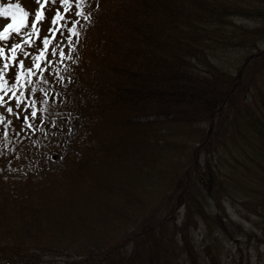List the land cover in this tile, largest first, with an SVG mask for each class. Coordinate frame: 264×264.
Masks as SVG:
<instances>
[{
    "label": "trees",
    "instance_id": "16d2710c",
    "mask_svg": "<svg viewBox=\"0 0 264 264\" xmlns=\"http://www.w3.org/2000/svg\"><path fill=\"white\" fill-rule=\"evenodd\" d=\"M48 3L0 39V264L264 248V0Z\"/></svg>",
    "mask_w": 264,
    "mask_h": 264
},
{
    "label": "snow or ice",
    "instance_id": "6c2138e0",
    "mask_svg": "<svg viewBox=\"0 0 264 264\" xmlns=\"http://www.w3.org/2000/svg\"><path fill=\"white\" fill-rule=\"evenodd\" d=\"M65 2H67V0H65ZM27 16H28V13L21 7L19 0H8L7 3H4L2 2V0H0V17L10 20L9 23H6L4 25L3 30L0 31V39H6L8 34L11 32L19 33L21 31L22 26L27 22ZM69 39H71V37H69ZM44 44H45V47L48 46L47 37L44 40ZM19 47H20L19 44L13 45V48L11 49V51H13V56L8 57L7 59L14 60L15 59V49ZM55 53H56V49H52V54H55ZM3 55H4V50L0 49V56H3ZM25 55H27V53H25ZM41 55H43V53H41ZM59 55L63 57L65 55V52L60 51ZM20 64H21V67H23L22 61L20 62ZM35 67L39 69L40 64H36ZM5 68H7V64L5 65ZM27 71L30 75L34 74L32 68H29ZM16 79L19 80L20 78L16 77ZM13 95L15 97L17 108L30 109V117L32 119H36L37 111L35 110L34 107H32V105L41 103L42 101H32L30 104L27 100H21L20 96L16 95L15 93ZM7 112L13 113V109L11 107H8ZM17 115H18V118L22 119L27 130L33 131V132L36 130V125L33 123H29V119H30L29 115H23L22 117L19 116V114ZM2 119L3 117L0 116V120ZM42 122L43 121L41 118V123ZM24 132H25V128H21L20 132H18L17 135L24 133Z\"/></svg>",
    "mask_w": 264,
    "mask_h": 264
},
{
    "label": "rangeland",
    "instance_id": "374dc122",
    "mask_svg": "<svg viewBox=\"0 0 264 264\" xmlns=\"http://www.w3.org/2000/svg\"><path fill=\"white\" fill-rule=\"evenodd\" d=\"M10 20L0 17V29L3 28V26L6 23H9ZM201 238H203V236H201ZM221 250L223 252V256L227 259L228 263L231 264V260L234 256L237 255V252L235 250V248L233 247L232 244H226L225 241H222V245H221ZM245 254H248V250H244ZM251 254L253 255V259H254V263L256 264H264V255L261 256L260 261H258V259L255 261V256L257 254V251H252Z\"/></svg>",
    "mask_w": 264,
    "mask_h": 264
}]
</instances>
